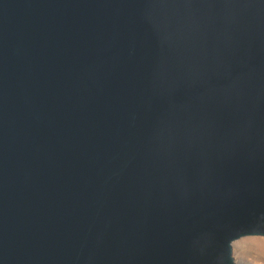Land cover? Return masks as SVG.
<instances>
[{"label": "water", "instance_id": "95a60500", "mask_svg": "<svg viewBox=\"0 0 264 264\" xmlns=\"http://www.w3.org/2000/svg\"><path fill=\"white\" fill-rule=\"evenodd\" d=\"M264 241V0H0V264H237Z\"/></svg>", "mask_w": 264, "mask_h": 264}, {"label": "bare ground", "instance_id": "6f19581e", "mask_svg": "<svg viewBox=\"0 0 264 264\" xmlns=\"http://www.w3.org/2000/svg\"><path fill=\"white\" fill-rule=\"evenodd\" d=\"M258 246L264 247L263 241H255ZM254 242V243H255ZM251 242H238L233 246V253L236 256L237 264H264V255L258 254V250L253 249ZM264 249V248H263ZM249 255L253 257L249 258ZM257 253V254H256ZM257 256V257H256Z\"/></svg>", "mask_w": 264, "mask_h": 264}, {"label": "rangeland", "instance_id": "374dc122", "mask_svg": "<svg viewBox=\"0 0 264 264\" xmlns=\"http://www.w3.org/2000/svg\"><path fill=\"white\" fill-rule=\"evenodd\" d=\"M254 242H255V241H251V243H253V244H251V245H253V246H252L253 249L258 250V252H257L258 254L260 253V255H264V249H263L264 247L262 248V247L258 246L256 242H255V243H254ZM258 242H259V241H258ZM263 242H264V241H263ZM236 243H238V242H236ZM236 243H234V245H235ZM234 245H233V246H234ZM257 253H256V254H257ZM248 257L251 258V257H253V255H249V253H248ZM256 257H257V256H256ZM234 258H235V260H236V256H235V255H234Z\"/></svg>", "mask_w": 264, "mask_h": 264}]
</instances>
